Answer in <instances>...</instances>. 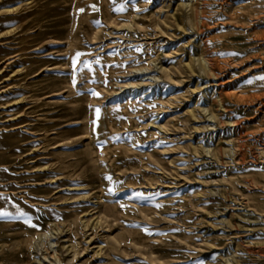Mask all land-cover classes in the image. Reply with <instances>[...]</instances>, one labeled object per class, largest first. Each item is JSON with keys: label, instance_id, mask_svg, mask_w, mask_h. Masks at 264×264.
Wrapping results in <instances>:
<instances>
[{"label": "rangeland", "instance_id": "374dc122", "mask_svg": "<svg viewBox=\"0 0 264 264\" xmlns=\"http://www.w3.org/2000/svg\"><path fill=\"white\" fill-rule=\"evenodd\" d=\"M261 76L264 0H0V264H264Z\"/></svg>", "mask_w": 264, "mask_h": 264}, {"label": "bare ground", "instance_id": "6f19581e", "mask_svg": "<svg viewBox=\"0 0 264 264\" xmlns=\"http://www.w3.org/2000/svg\"><path fill=\"white\" fill-rule=\"evenodd\" d=\"M249 3H250V1L248 2V5H249ZM240 4H243V3H240ZM180 5H188V3H183V2H180ZM241 6V5H240ZM239 6V7H240ZM236 7H238V6H236ZM244 7V6H243ZM194 8V7H193ZM234 9H238V8H234ZM246 9H248L247 7H246ZM254 9V8H253ZM256 9V8H255ZM240 10H241V8H240ZM244 10V9H243ZM242 10V11H243ZM250 10V9H249ZM252 10V9H251ZM5 11H12V12H14V11H17V13H18V7L16 6V7H13V8H10V9H6ZM253 11V10H252ZM254 11H256V10H254ZM254 11L252 12V13H254ZM243 12H247V10L246 11H243ZM249 12V11H248ZM251 12V11H250ZM256 13V12H255ZM193 14H194V16H196V8H195V11L193 12ZM198 14V13H197ZM247 14V13H246ZM186 18L187 19H191V16H190V14H186ZM192 20V19H191ZM8 31V30H7ZM8 33V32H7ZM197 45V44H196ZM199 45L202 47L203 46V41L202 40H200L199 41ZM201 47H198L199 49L201 48ZM198 49V50H199ZM202 49H203V47H202ZM201 51V50H200ZM201 54H203V52H201ZM200 56H202V55H200ZM195 60V59H194ZM199 60H200V58H199ZM188 67H189V69L192 71V72H194V71H196V69H195V67L197 66V69L199 70V72L200 73H203L204 75H206L211 81L212 80H214V79H212V78H216L217 77V74H216V72H215V69H214V65L213 64H211V61H209L207 58H205L204 56H202L201 57V62H199L198 63V65H196V66H194L193 65V62L192 61H189L188 62ZM131 83V82H130ZM127 84L128 83H125V85L127 86ZM219 94V96L221 95L220 94V92H218ZM218 99V98H217ZM219 101V100H218ZM223 101V100H222ZM220 104V103H219ZM224 107V106H223ZM201 110H203V109H201ZM208 109H204V111H207ZM204 115H207L208 116V119L211 121V122H215V121H218V117H217V115L214 113V112H212V111H209L208 110V112L206 113V114H204ZM207 118V117H206ZM207 120V119H206ZM210 125V124H209ZM205 127H206V125H205ZM206 128H209V126H207ZM210 129H212L211 127H210ZM230 148H232V147H230ZM230 148H229V150H230ZM205 149V148H204ZM207 150V149H206ZM209 150V149H208ZM218 153V152H217ZM214 155H216V154H214ZM96 218V217H95ZM98 220V219H97ZM52 222V221H51ZM83 222V221H82ZM52 223H54V222H52ZM95 223H98V221L97 222H95ZM52 225H56V223L55 224H52ZM95 226V225H94ZM52 229H54V228H52ZM35 230V229H34ZM27 231V230H26ZM55 231H60V229L57 227V228H55ZM26 233V232H25ZM24 234V233H23ZM24 235H26V234H24ZM35 235V234H34ZM51 235H52V232L50 231V230H48V231H42V232H37L36 233V237L37 238H35L34 240H35V245L33 244V246L32 247H34L36 250H35V252H36V254L35 255H32V254H30L31 256H32V262H33V264H52V261H56L57 262V264H61L62 263V260L60 259V257L58 256V254H56V253H50L49 251H47L48 249L45 247V248H43L44 249V252H39L40 250H41V246L44 244V239L45 238H47V239H50V237H51ZM31 237V236H30ZM2 240H5V239H2ZM19 242V241H18ZM32 242V241H31ZM30 242V243H31ZM50 242V241H49ZM117 242V241H116ZM17 243V242H16ZM20 243V242H19ZM51 243V242H50ZM52 244V243H51ZM76 245H74V244H71L70 245V249H72V252H73V259L75 258V257H77V254L79 253V251L76 249V247H75ZM10 247H12L11 245H8V244H6L5 242H2L1 244H0V253L1 254H3V253H5V250L6 249H9ZM44 247V246H43ZM33 248V249H34ZM69 248V247H68ZM116 248V247H115ZM118 249V248H117ZM31 250H32V248H31ZM39 252V253H38ZM39 254V255H38Z\"/></svg>", "mask_w": 264, "mask_h": 264}, {"label": "snow or ice", "instance_id": "6c2138e0", "mask_svg": "<svg viewBox=\"0 0 264 264\" xmlns=\"http://www.w3.org/2000/svg\"><path fill=\"white\" fill-rule=\"evenodd\" d=\"M99 23V22H96ZM81 55V53L77 52V56ZM74 65H75V58H74ZM259 79L264 80V76L259 77ZM94 95L97 93H93ZM97 115H99V109H97ZM109 179H111V177H109Z\"/></svg>", "mask_w": 264, "mask_h": 264}]
</instances>
